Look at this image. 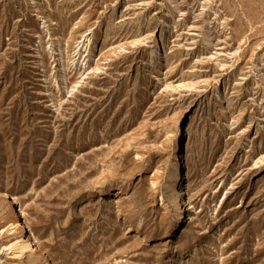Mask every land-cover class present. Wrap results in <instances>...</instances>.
<instances>
[{
    "label": "rangeland",
    "instance_id": "obj_1",
    "mask_svg": "<svg viewBox=\"0 0 264 264\" xmlns=\"http://www.w3.org/2000/svg\"><path fill=\"white\" fill-rule=\"evenodd\" d=\"M0 192V264H264V0H0Z\"/></svg>",
    "mask_w": 264,
    "mask_h": 264
},
{
    "label": "bare ground",
    "instance_id": "obj_2",
    "mask_svg": "<svg viewBox=\"0 0 264 264\" xmlns=\"http://www.w3.org/2000/svg\"><path fill=\"white\" fill-rule=\"evenodd\" d=\"M179 163H180V160H179ZM179 166H181V165L179 164ZM180 176H182V174ZM180 180L182 181V179H180ZM176 187H178V185H176L175 188ZM184 194H185V191H184L183 187L181 186V190H180V198L181 199L184 197ZM0 200H4L5 202H8L7 196L1 192H0ZM182 202L183 201L180 200V205L178 207V213H176L175 221L172 224V226H173L172 232H174V233L176 232L180 222L183 220L184 214H183V208L181 207L183 204ZM13 220H14L13 224L10 227L11 230H9V231H16V232L18 231V237H16V242L12 246L10 245L9 248H8V246H6L5 250L6 251H12V253L10 254L12 256V258L16 262L23 263V259L26 257V255L29 252L36 251L35 248L37 247V245H35L36 243H35L34 239L29 237V232L27 230V226L22 222V216L20 215L19 212L15 211Z\"/></svg>",
    "mask_w": 264,
    "mask_h": 264
}]
</instances>
